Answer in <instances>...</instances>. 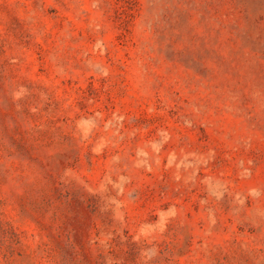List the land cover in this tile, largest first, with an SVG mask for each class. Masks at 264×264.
I'll use <instances>...</instances> for the list:
<instances>
[{"label":"rangeland","instance_id":"obj_1","mask_svg":"<svg viewBox=\"0 0 264 264\" xmlns=\"http://www.w3.org/2000/svg\"><path fill=\"white\" fill-rule=\"evenodd\" d=\"M0 264H264V0H0Z\"/></svg>","mask_w":264,"mask_h":264}]
</instances>
